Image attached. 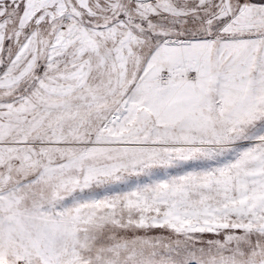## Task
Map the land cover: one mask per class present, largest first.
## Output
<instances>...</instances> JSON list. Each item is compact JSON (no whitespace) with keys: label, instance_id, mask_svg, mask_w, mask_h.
<instances>
[{"label":"snow or ice","instance_id":"6c2138e0","mask_svg":"<svg viewBox=\"0 0 264 264\" xmlns=\"http://www.w3.org/2000/svg\"><path fill=\"white\" fill-rule=\"evenodd\" d=\"M0 264H264V0H0Z\"/></svg>","mask_w":264,"mask_h":264}]
</instances>
